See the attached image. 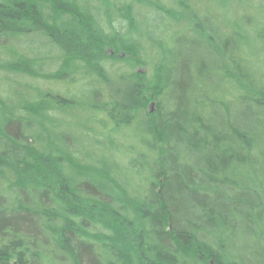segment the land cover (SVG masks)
<instances>
[{
	"label": "trees",
	"instance_id": "obj_1",
	"mask_svg": "<svg viewBox=\"0 0 264 264\" xmlns=\"http://www.w3.org/2000/svg\"><path fill=\"white\" fill-rule=\"evenodd\" d=\"M0 264H264V0H0Z\"/></svg>",
	"mask_w": 264,
	"mask_h": 264
},
{
	"label": "water",
	"instance_id": "obj_2",
	"mask_svg": "<svg viewBox=\"0 0 264 264\" xmlns=\"http://www.w3.org/2000/svg\"><path fill=\"white\" fill-rule=\"evenodd\" d=\"M153 111H154V105L151 106V112H153Z\"/></svg>",
	"mask_w": 264,
	"mask_h": 264
},
{
	"label": "rangeland",
	"instance_id": "obj_3",
	"mask_svg": "<svg viewBox=\"0 0 264 264\" xmlns=\"http://www.w3.org/2000/svg\"><path fill=\"white\" fill-rule=\"evenodd\" d=\"M217 13H218V12H217ZM142 71H144V70H142ZM151 106H152V105H151ZM151 106H150V107H151Z\"/></svg>",
	"mask_w": 264,
	"mask_h": 264
}]
</instances>
